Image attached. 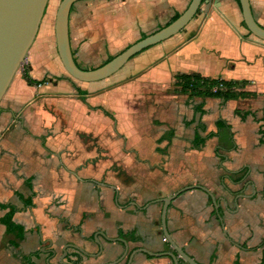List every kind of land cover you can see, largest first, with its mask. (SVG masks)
Segmentation results:
<instances>
[{
	"label": "crops",
	"instance_id": "0c3cea01",
	"mask_svg": "<svg viewBox=\"0 0 264 264\" xmlns=\"http://www.w3.org/2000/svg\"><path fill=\"white\" fill-rule=\"evenodd\" d=\"M59 2L52 0L27 53L28 74L46 81L28 85L20 75L0 101V218L14 206L12 220L23 227L16 237L0 223V264H25L22 256L34 252V264H173L164 255L175 252L161 230L162 199L196 185L212 198L190 187L171 200L173 242L199 264H264V41L245 28L238 1L202 2L179 33L96 82L76 81L61 65ZM189 2H75L68 18L75 62L92 69L79 59L132 35L129 46ZM249 3L264 27V0ZM177 73L245 81L255 96L188 99L170 91ZM218 120L229 128L217 129ZM200 123L202 136L217 134L195 148ZM243 167L241 178L225 174Z\"/></svg>",
	"mask_w": 264,
	"mask_h": 264
},
{
	"label": "water",
	"instance_id": "95a60500",
	"mask_svg": "<svg viewBox=\"0 0 264 264\" xmlns=\"http://www.w3.org/2000/svg\"><path fill=\"white\" fill-rule=\"evenodd\" d=\"M77 1L81 0H60L57 6L53 24L56 51L62 67L70 78L79 82H96L114 74L129 59L146 48L179 33L194 17L201 3L208 0H190L186 9L173 21L131 43L110 60L92 69L79 67L70 48L68 18L72 5ZM237 1L245 28L254 37L264 41V27L260 26L254 19L249 0ZM47 2L48 0H0V101L16 72L23 64L28 50L37 35ZM190 187L199 188L212 198V194L205 187L200 185ZM190 187L180 189L176 193L162 199L161 230L165 240L175 252H167L164 255L170 257L173 264H178L177 256L187 264H199L173 242L166 228V210L169 203L180 192ZM116 240L124 246V252L121 256L124 257L127 252V244L122 238ZM96 242L99 243L98 241ZM65 249L63 248L64 252L60 258L61 262L66 255ZM137 251L149 254L148 251L142 248L137 249Z\"/></svg>",
	"mask_w": 264,
	"mask_h": 264
},
{
	"label": "trees",
	"instance_id": "16d2710c",
	"mask_svg": "<svg viewBox=\"0 0 264 264\" xmlns=\"http://www.w3.org/2000/svg\"><path fill=\"white\" fill-rule=\"evenodd\" d=\"M179 14H175L168 23L173 21L175 18L178 17ZM112 57L108 58L105 62L110 60ZM104 62V63H105ZM22 77L28 85H40L43 84L46 80L43 78L41 80H34L28 74V67L23 69ZM173 83L171 86V93L174 94H182L186 95L188 99L193 97H210V98H220L223 101L228 100H236L239 98H246L255 96L254 93L248 92L244 90L246 85L245 81H237V80H224L221 78H209L201 76L198 73H177L173 76ZM196 111L203 113L201 107L197 108ZM194 120L191 121V123ZM217 129L221 127L229 128L223 120H218L216 122ZM205 131V126L201 123L197 125L195 136L193 139V147H201L204 145L205 141L216 135L217 132H209L205 136H202V133ZM262 135H264V130H261ZM217 155L220 157L221 160L225 159V155L219 154L218 149L216 150ZM246 173V168L243 167L242 169L236 172H230L225 170V174L230 178L234 179V175L239 174L241 178ZM28 205H31V199H29ZM16 208L11 206L8 211L0 218V223L5 227L6 234H12L16 237H21L23 233V227L19 224H16L13 220V214L15 213ZM38 252L30 253L27 255H23L22 259L25 264H34L33 259L36 258Z\"/></svg>",
	"mask_w": 264,
	"mask_h": 264
},
{
	"label": "rangeland",
	"instance_id": "374dc122",
	"mask_svg": "<svg viewBox=\"0 0 264 264\" xmlns=\"http://www.w3.org/2000/svg\"><path fill=\"white\" fill-rule=\"evenodd\" d=\"M51 3H52V0H48L44 15L42 17L43 21H45L47 19V16H49ZM144 36H145L144 34L141 35V37H144ZM128 38H129V42L126 43V45L122 42L114 43V44L104 43L102 50L98 51L96 54H94V56L87 58V59H79L80 64L83 66L85 65V67H89V68L97 67V66L103 64L108 58L113 57L114 55H116L117 53L122 51L127 46V44H129L131 42V40H133L132 35L128 36ZM31 46H30V48H31ZM27 66H28V63H27V56H26L23 64L20 66V68L16 72L12 81L16 80L20 75H22L23 69L27 68Z\"/></svg>",
	"mask_w": 264,
	"mask_h": 264
}]
</instances>
